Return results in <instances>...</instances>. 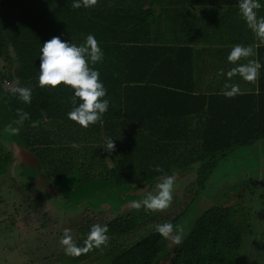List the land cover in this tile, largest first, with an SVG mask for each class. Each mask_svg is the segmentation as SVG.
I'll list each match as a JSON object with an SVG mask.
<instances>
[{"label": "trees", "instance_id": "obj_1", "mask_svg": "<svg viewBox=\"0 0 264 264\" xmlns=\"http://www.w3.org/2000/svg\"><path fill=\"white\" fill-rule=\"evenodd\" d=\"M142 1L97 0L85 7L81 0V7L73 8L72 0H0V63L12 66L18 87L31 89V102L23 104L4 89L0 76V180L9 175L13 160L7 141L14 153L26 151L39 166L23 165L21 177L62 193L74 192L79 199L126 186L141 189L162 175L175 172L179 177L191 171L194 201L235 151L258 142L264 145V50L257 94H200L193 50L175 45V37L164 45L166 38L155 32L165 24L174 33L176 26L164 10V16L142 10ZM180 22L184 31L187 25ZM90 33L104 53L94 67L109 107L85 129L66 117L71 90L63 85L41 87L37 76L41 44L53 36L82 43ZM182 34L186 37L185 31ZM17 109L29 118L7 140L2 129L16 118ZM105 137L113 139L111 152L104 148ZM74 178L72 187L65 186ZM160 212L130 208L102 220L108 243L115 248L103 254L101 245L89 264H104L106 259L108 264L240 263L243 238L252 232L249 224L247 233L238 225V206L213 205L202 211L180 244L169 246V239L159 236L155 227L131 244L125 241ZM177 221L178 216L167 222ZM121 240L125 245L117 244Z\"/></svg>", "mask_w": 264, "mask_h": 264}, {"label": "rangeland", "instance_id": "obj_2", "mask_svg": "<svg viewBox=\"0 0 264 264\" xmlns=\"http://www.w3.org/2000/svg\"><path fill=\"white\" fill-rule=\"evenodd\" d=\"M8 66L0 63V76L6 90L18 87L12 66ZM9 137L6 135L7 140ZM5 143L13 153V160L9 176L0 180V264H89L88 261L96 259L100 252L86 242L91 225H102V220L126 212L130 209L128 201L139 200L145 191L155 190L157 181L141 189L126 186L103 195L97 191L89 194L90 198L79 199L74 197V192H54L45 187L48 184H40L41 189H31L32 192L28 190L25 194V183L18 175L19 165L23 164L12 144ZM233 154L228 164L214 172L207 188L194 201V173L190 171L185 176L175 177L169 206L153 220L143 223L125 241L131 244L157 224L177 216L176 224L182 223L187 232L200 213L209 207L238 206L242 214L238 225L247 233L246 225L249 224L252 232L243 238L239 264H264V145L256 144ZM75 180L66 182L65 186L72 187ZM65 233L81 249L78 255L66 251L68 245L61 244ZM107 243L101 250L103 254L113 247V243ZM117 244L125 245V242L121 240ZM172 245L169 238V246ZM108 260L104 264H108Z\"/></svg>", "mask_w": 264, "mask_h": 264}, {"label": "clouds", "instance_id": "obj_3", "mask_svg": "<svg viewBox=\"0 0 264 264\" xmlns=\"http://www.w3.org/2000/svg\"><path fill=\"white\" fill-rule=\"evenodd\" d=\"M97 0H83L85 7L95 5ZM73 8L81 7V0H72ZM239 14L247 27L255 35L264 40V16H258L257 10L261 8L260 0H237ZM103 50L99 46L95 36L88 34L82 43H72L62 40L59 36L41 44L39 50V67L37 81L41 87L48 86L55 88L63 85L71 90L70 111L66 113L67 119L75 122L82 128H88L101 119L108 110L109 100L106 99V89L100 79V73L95 64L103 59ZM255 52L252 47L235 44L227 54V61L235 64V67L226 73L219 70L218 75L223 74L229 80L234 75H239L245 81H254L258 77L261 64L258 60H247L246 63H236L244 58L252 57ZM9 92L14 94L23 104L31 102V89L27 87H12ZM240 93L238 84L225 82L222 94L226 98H231ZM29 114L22 109L16 110V118L3 126L2 132L5 135H15L23 122L28 120ZM34 123V122H33ZM104 148L107 152L114 149L113 139L104 138ZM159 171V168H157ZM176 173L162 175L155 183L154 191H145L139 200L128 201V206L132 209H145L147 211L158 212L166 209L172 200ZM154 231L165 239H171L172 243L180 244L186 235L185 227L182 223L173 224L164 222L157 224ZM107 225H91L86 242L89 247H100L108 241ZM61 244L68 245L66 251L78 255L81 249L71 242L70 237L65 233L61 239Z\"/></svg>", "mask_w": 264, "mask_h": 264}, {"label": "crops", "instance_id": "obj_4", "mask_svg": "<svg viewBox=\"0 0 264 264\" xmlns=\"http://www.w3.org/2000/svg\"><path fill=\"white\" fill-rule=\"evenodd\" d=\"M213 3L218 5H211ZM260 3L261 8L257 10V15L264 16V0H260ZM140 7L142 10L150 8L156 15H161L164 10L163 14L167 13L172 19L169 22L175 24L176 32L170 31L165 24L155 32L158 38L160 36L166 38L167 42L165 41L164 45H168L175 37V45L182 43L184 47L193 50L197 92L205 95L222 94L223 86L228 82L238 84L241 94H257L259 74L256 80L251 82L243 80L239 75L232 76L230 80L223 74L218 75L221 69L226 73L235 67V64L226 59L229 50L235 44L250 46L255 52L254 56L236 63H246L247 60L259 61L260 53L264 50V40L258 38L240 16L237 0H144ZM180 19L187 25L186 27L183 24L186 27L184 30L186 37H183L184 31L179 29ZM233 157L234 154L229 156L222 166L228 164Z\"/></svg>", "mask_w": 264, "mask_h": 264}, {"label": "water", "instance_id": "obj_5", "mask_svg": "<svg viewBox=\"0 0 264 264\" xmlns=\"http://www.w3.org/2000/svg\"><path fill=\"white\" fill-rule=\"evenodd\" d=\"M17 156L20 160V163H22L26 168H39L36 160L26 151L18 149Z\"/></svg>", "mask_w": 264, "mask_h": 264}, {"label": "flooded vegetation", "instance_id": "obj_6", "mask_svg": "<svg viewBox=\"0 0 264 264\" xmlns=\"http://www.w3.org/2000/svg\"><path fill=\"white\" fill-rule=\"evenodd\" d=\"M11 164H12V163H11ZM11 167H12V166L10 165V168H11ZM22 167H23V166H20V165H19V169H20V170H19L18 175H19V178L21 179L22 183H25V184H24V187H25L26 189L24 188V190H23L24 193L26 194V192H27L28 190H29V193H30V192H32V191H30V190H31V189H32V190H35V188H37V189H38V188L41 189L40 186H39L41 183H40L39 181H29V182H28V180H26L24 177H21V176H20V175H21V172H22V170H23ZM9 172H10V169H9ZM8 176H9V175H8ZM35 185H36L37 187H34ZM14 186H15V185H14ZM33 187H34V188H33ZM45 187L49 189L48 186H45ZM21 188H22V187H21ZM49 190H52V191H54V192H55V191H56V192H59V191H60V190L58 191L57 189H52V188H50ZM38 191H39V190H38ZM39 192H40V191H39ZM41 192H42V191H41ZM27 195H28V194H27ZM27 195H26V196H27Z\"/></svg>", "mask_w": 264, "mask_h": 264}]
</instances>
